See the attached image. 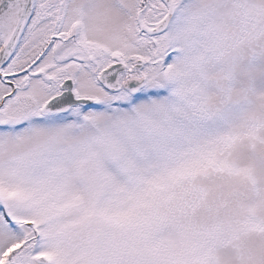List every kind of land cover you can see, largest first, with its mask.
I'll return each mask as SVG.
<instances>
[{
    "label": "snow or ice",
    "instance_id": "1",
    "mask_svg": "<svg viewBox=\"0 0 264 264\" xmlns=\"http://www.w3.org/2000/svg\"><path fill=\"white\" fill-rule=\"evenodd\" d=\"M0 264H264V0H0Z\"/></svg>",
    "mask_w": 264,
    "mask_h": 264
}]
</instances>
